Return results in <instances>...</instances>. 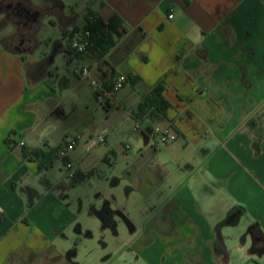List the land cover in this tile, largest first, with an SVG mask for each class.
I'll return each mask as SVG.
<instances>
[{
  "label": "crops",
  "instance_id": "crops-1",
  "mask_svg": "<svg viewBox=\"0 0 264 264\" xmlns=\"http://www.w3.org/2000/svg\"><path fill=\"white\" fill-rule=\"evenodd\" d=\"M61 1L0 0V264H82L83 218L152 236L136 244L153 264H264V0ZM91 14L113 44L74 52ZM45 15L72 70L39 62L34 35L16 46ZM96 63L105 88L128 78L107 107L76 72ZM157 85L160 113L143 104ZM167 123L178 137L155 150ZM76 134L73 181L55 151Z\"/></svg>",
  "mask_w": 264,
  "mask_h": 264
},
{
  "label": "rangeland",
  "instance_id": "rangeland-1",
  "mask_svg": "<svg viewBox=\"0 0 264 264\" xmlns=\"http://www.w3.org/2000/svg\"><path fill=\"white\" fill-rule=\"evenodd\" d=\"M32 34L38 42L34 48V57L39 59V62L47 65L51 70H56L57 67L60 70H72L64 63L63 54L54 50L56 39H63L59 22H54L49 15H45L40 19L39 25L33 29ZM32 67L33 65L29 70ZM84 194L86 195V192ZM83 220L88 221V226L93 229V236L82 234L78 240L79 243L81 242L78 256L82 264H153L136 244V241L142 238L148 240L152 236L140 230L126 241L129 238L127 229L124 230L125 232L121 229L118 234H113L109 230L98 229L92 220L85 218ZM93 220H96L95 217Z\"/></svg>",
  "mask_w": 264,
  "mask_h": 264
},
{
  "label": "built area",
  "instance_id": "built-area-1",
  "mask_svg": "<svg viewBox=\"0 0 264 264\" xmlns=\"http://www.w3.org/2000/svg\"><path fill=\"white\" fill-rule=\"evenodd\" d=\"M173 13L169 14L171 18ZM94 17L89 16L88 19L92 20ZM93 33L87 27H81L74 29L69 38L70 48L77 53H86L92 46ZM97 63L91 66H81L76 69L77 74L81 79H89L92 86L95 88L96 96L100 104L107 107L115 102V96L119 90H121L126 84L128 78L123 74H119L115 77L110 88H105L98 78L93 75V70L96 68ZM148 112L145 113L147 115ZM133 129L137 130L141 126V117L134 116ZM107 132L104 131L98 134L95 138H92V145L103 143L106 141ZM178 137L177 132L174 130L171 123L158 124L154 128V134L151 138V147L153 149H159L162 145L167 144L176 140ZM84 138L81 134L68 136L63 140V142L56 148L55 151V161L61 164L65 170L68 178L73 181L76 180L79 175L78 162L70 157L71 152L75 149L76 145ZM21 145L24 144L23 141L20 142ZM126 147H129L127 145Z\"/></svg>",
  "mask_w": 264,
  "mask_h": 264
},
{
  "label": "trees",
  "instance_id": "trees-1",
  "mask_svg": "<svg viewBox=\"0 0 264 264\" xmlns=\"http://www.w3.org/2000/svg\"><path fill=\"white\" fill-rule=\"evenodd\" d=\"M52 1L56 4H62L61 0H52ZM91 15L94 18L92 20L88 19V22L85 27L90 29L93 33V37H92L93 46H95L100 52H103L113 44L110 35L111 24H106L102 19H100L98 16L94 14ZM143 104L145 106V109L154 108L155 112L157 113L163 112L167 107V103L162 97V86L157 85L150 92V94H148L145 97Z\"/></svg>",
  "mask_w": 264,
  "mask_h": 264
},
{
  "label": "flooded vegetation",
  "instance_id": "flooded-vegetation-1",
  "mask_svg": "<svg viewBox=\"0 0 264 264\" xmlns=\"http://www.w3.org/2000/svg\"><path fill=\"white\" fill-rule=\"evenodd\" d=\"M19 30H20V34H19L18 43L16 46L20 49L26 50L30 46L29 41L33 37V34H32L33 29L24 27L21 29L19 28Z\"/></svg>",
  "mask_w": 264,
  "mask_h": 264
}]
</instances>
